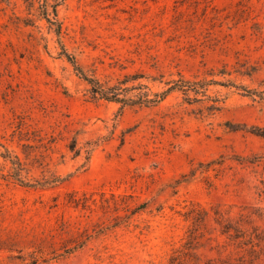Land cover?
I'll list each match as a JSON object with an SVG mask.
<instances>
[{
	"label": "rangeland",
	"instance_id": "obj_1",
	"mask_svg": "<svg viewBox=\"0 0 264 264\" xmlns=\"http://www.w3.org/2000/svg\"><path fill=\"white\" fill-rule=\"evenodd\" d=\"M0 264H264V0H0Z\"/></svg>",
	"mask_w": 264,
	"mask_h": 264
},
{
	"label": "trees",
	"instance_id": "obj_2",
	"mask_svg": "<svg viewBox=\"0 0 264 264\" xmlns=\"http://www.w3.org/2000/svg\"><path fill=\"white\" fill-rule=\"evenodd\" d=\"M81 75H84L83 72L79 69H77ZM84 79L88 81L91 85V94L93 99H104L107 101H114V102H122V101H127V102H133L132 99H121V91L122 88L121 86H109V85H104L98 80H94L91 78H88L84 76ZM75 148L71 147V150L74 151Z\"/></svg>",
	"mask_w": 264,
	"mask_h": 264
}]
</instances>
